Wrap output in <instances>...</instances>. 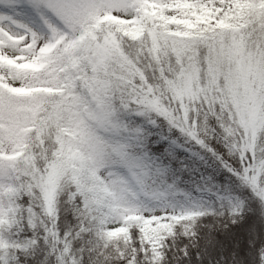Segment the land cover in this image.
I'll return each mask as SVG.
<instances>
[{
    "label": "snow or ice",
    "instance_id": "obj_1",
    "mask_svg": "<svg viewBox=\"0 0 264 264\" xmlns=\"http://www.w3.org/2000/svg\"><path fill=\"white\" fill-rule=\"evenodd\" d=\"M0 264H264V0H0Z\"/></svg>",
    "mask_w": 264,
    "mask_h": 264
}]
</instances>
